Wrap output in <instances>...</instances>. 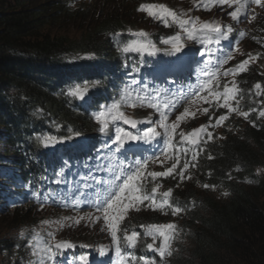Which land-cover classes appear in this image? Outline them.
<instances>
[{
	"label": "trees",
	"instance_id": "1",
	"mask_svg": "<svg viewBox=\"0 0 264 264\" xmlns=\"http://www.w3.org/2000/svg\"><path fill=\"white\" fill-rule=\"evenodd\" d=\"M122 7L115 0L101 10L82 9L75 0H0V264L20 262L24 239L11 234L37 221L40 201L55 206L51 197L56 200L65 184L54 181L71 172L57 175L64 161L93 158L77 141L93 133L97 106L67 90L87 82L98 90L93 98L112 99L128 77L124 64L143 59L121 53L126 40L116 46L115 35L137 21ZM257 82L264 86V73ZM256 96L249 124L198 154L197 184L172 189L170 200L183 209L176 251L159 258L137 246L136 257L155 264H264V118L257 116L264 94ZM43 136L60 142L45 147L38 142Z\"/></svg>",
	"mask_w": 264,
	"mask_h": 264
},
{
	"label": "rangeland",
	"instance_id": "2",
	"mask_svg": "<svg viewBox=\"0 0 264 264\" xmlns=\"http://www.w3.org/2000/svg\"><path fill=\"white\" fill-rule=\"evenodd\" d=\"M111 0H90L89 4L91 8L101 10L106 9L110 5ZM120 2L124 7L122 11L128 13L129 10L132 13H135V16H131L132 19L137 18V21L131 22V29L129 33L139 32L143 30L147 33V40H150L152 43L154 40L158 42L155 44L156 49H159L160 46L166 48L165 51L169 52L173 50L172 43H162V40L175 37L179 35V43L183 45V48L179 53L174 52L176 55L181 56L183 54H190L197 50V44L193 43L199 42V38L203 35H197V39H189L184 33V30L179 26V24L172 21V17L169 16L168 24L161 22L159 19H155L148 14L147 11H140L139 7L141 4L145 5H167V8L176 14L179 19H196L199 18V22H215L220 24L225 30L230 26L233 31L229 35V39L221 40L220 44L223 46L220 52L225 54H230L233 56V59L228 61L226 64L219 65L217 63V58L220 57L216 55L212 61L215 66L213 69V74L211 76V85L210 88L213 92L223 91L224 85L227 84L229 87H232L233 84L236 86L237 94L235 99H230V102L234 107H239L242 111H247L246 108L254 107L256 101V88L254 87V81L264 72V7L261 5H252L251 7H245L242 11H246V15H242L240 20L233 21L232 18L227 15L228 11L234 9L235 6L230 7L229 5H217L214 3H209L207 8L196 5L199 4L200 0H175L179 4H175L172 0H115ZM264 3V0H262ZM187 4H193L194 7L190 12L185 13L179 7H183ZM191 27V25H189ZM243 33V35H240ZM215 35V34H213ZM133 37V36H132ZM135 39H140L139 37H133ZM216 40V39H215ZM148 54V53H147ZM150 55V54H149ZM249 64L246 71H239L237 69L236 73H231L225 75V71L230 68H235L244 59H249ZM206 78L202 79L200 86L204 83ZM247 79V80H246ZM201 96L206 97L211 104L206 103L204 100L199 99V97H194L190 101L186 102L181 108L174 109L172 112H167V123L171 125L172 122L176 121L177 115L184 111L185 108L188 109L189 116L184 117L179 122V127L176 130V135L173 137V148L168 149L169 157H179V163L177 164L178 168L183 167L184 163L181 161L187 153V162L191 165L194 163L191 160L192 155L199 154L205 147L213 141H218L224 139L228 136L229 133L234 132L237 128L245 126L248 120L244 119L242 116L237 115L235 112L228 113L226 109L218 107L216 100L209 95L208 90H204L200 93ZM135 104V107L131 106ZM220 103H223L222 99ZM150 101L148 99L141 101L131 98L127 104L121 106V111L126 117L133 118L138 122L136 128L129 129L122 120L112 121L109 124V127L114 131L112 137L114 139L116 127H122L125 130L131 131L134 134H143L149 127L154 128L160 135L156 136L153 140L149 142L145 141H134V145L131 147L133 151H141L139 149V144H146L152 146L154 150L152 156H158L159 161H149L147 172L151 171H164L166 167H171L173 163H177L176 159H165L164 156L160 155L163 148L167 146V134L164 131V128L160 126L162 123L160 120V113L154 107H150ZM207 108L208 112L205 113L204 109ZM102 110H106L102 109ZM100 110V111H102ZM162 110V109H161ZM98 111L97 113H99ZM163 111V110H162ZM96 113V114H97ZM228 115V119L224 121L221 125L216 127H207L204 133L200 134V143L199 148L192 147V144L187 140L181 142L179 137V132L184 131L185 134L190 133L194 128L200 127L201 125H209V116H212L214 119L211 121L212 124L215 123V118L220 115ZM96 116V115H95ZM96 124L100 128V124L96 120ZM122 125H120V123ZM171 130V129H169ZM98 131L96 130L95 133ZM207 132L212 133V139L209 140L207 137ZM205 141H207L205 143ZM87 142L86 138H81L77 141L79 145ZM195 146V145H194ZM96 149H99L96 143L92 144V148L89 151V154L95 152ZM105 153V152H104ZM106 154V153H105ZM94 155V154H93ZM98 153H95V157ZM198 156V155H197ZM94 157V158H95ZM96 161L93 159L92 164H95ZM186 178L180 180V177L174 172L171 176L168 177H157L153 181L151 177H148L147 183L145 184L146 191L150 192L151 187L155 184L159 185V188L156 193L157 200L162 199V193L168 189H173L175 187L183 188L189 187V185H196L197 179L194 177V167H189L186 170ZM105 178H107L105 176ZM12 202V201H10ZM139 210L135 208H129L125 214L124 219L121 221L120 227L122 229L136 230L138 232V247L140 249H146L148 252L155 253L159 258L170 257L176 251V244L178 236V225L181 218V214L172 215L171 209H165L161 211L159 209L153 210L146 206L145 204L137 206ZM23 209V208H22ZM19 212L24 213L20 210ZM34 217L36 222L27 226L26 229L21 230V232H16V228L12 229L13 232L11 237L13 240L24 239V244L22 243L20 251V264L23 261V264H30L31 261H38L40 259V253L37 255H31V251L28 247L29 241L33 242L34 249H42L47 244L55 245L60 241H68L73 245L69 248H64L52 259L48 260L47 264H118L115 246L111 240V233L108 231L107 224L104 222L101 214L96 211L83 210V211H74V212H65L58 211L56 209H50L49 207H38L34 212ZM100 215L101 218L96 220L95 217ZM5 218L9 219L8 215H3ZM79 222L77 223V221ZM45 221L47 223H45ZM173 223L176 225L175 233L176 235L172 239L169 247L166 249V254L161 257L159 252L156 249L159 247V237L155 241L152 240L150 236L145 235L146 229L141 227V225L149 224H168ZM49 233H52V236H49ZM118 236L123 237V232L118 230ZM152 243L153 248H147V244ZM103 249V254L101 252ZM122 250L123 247H122ZM130 251V250H129ZM133 253V251H131ZM171 253L169 255L168 253ZM74 256L73 258L67 257L68 254ZM85 256L86 261H80L79 257ZM147 256V255H146ZM150 260V259H148ZM152 261V260H150ZM132 264H144L143 261H133ZM152 264H155L152 261Z\"/></svg>",
	"mask_w": 264,
	"mask_h": 264
},
{
	"label": "snow or ice",
	"instance_id": "3",
	"mask_svg": "<svg viewBox=\"0 0 264 264\" xmlns=\"http://www.w3.org/2000/svg\"><path fill=\"white\" fill-rule=\"evenodd\" d=\"M255 3L257 5H261L264 7V3L262 0H200L197 7L207 8L209 3H214L217 5H229L230 7L235 6L233 10L228 11L227 15H229L233 21H239L242 15H246V11H242L245 8L246 3ZM140 11H147L150 16L155 19H159L161 22L165 23L166 26L168 24L169 16L172 17V21L174 23L179 24V26L184 30V33L187 35L189 39H197V35H203L205 40L211 42V38L209 34H215L216 42L219 43L221 40L229 39L230 33H232L233 29L229 26L226 30L218 23L215 22H199V18L196 19H179L174 12L167 8L165 5H145L141 4L139 7ZM191 25V27H189ZM133 37H139L140 39H132L131 41L120 46V51L123 53H138L143 55L144 53L152 54L154 51H157L156 46L150 40H147V33L143 30L139 32L130 33ZM240 35H243L241 33ZM179 35L175 37H170L162 40V43H172L173 51L179 53L183 48V45L180 44ZM204 41H201V46L203 47ZM211 55V53H208ZM204 53H201L203 56ZM233 56L230 54H225L224 52L220 53V57L217 58V63L219 65L226 64L228 61L232 60ZM249 59L242 60L239 64L236 65L235 68H230L225 71V75L236 73L237 69L243 72L247 70V66L249 64ZM133 71H136V68L133 67ZM203 76L206 78L204 83L199 87V90L192 89L188 93H182L181 98L184 96H193L199 97V99L204 100L206 103L211 104L206 97L201 96L200 92L204 90H208L209 95H211L215 100L218 107L226 109L228 113L235 112L237 115L242 116L244 119L248 120L250 118V113L256 112L257 109L249 108L247 111L240 110L239 107H234L230 102V99H235L237 94L236 86L233 84L232 87H229L227 84L224 85L223 91H215L213 92L210 88L212 83L211 76L213 74L208 72H203ZM99 83V82H96ZM91 86H95L91 85ZM254 87L256 89H262V86L259 82H257ZM90 85L86 82L83 85L77 84L73 87H70L67 90V95L74 98H85V94L89 91ZM264 93L258 91L257 95H262ZM156 95L159 96L160 92L156 91ZM132 98V91L128 88L122 90L120 95V99L113 103L110 106H105L106 110H102L96 114L95 119L100 124L99 131L101 133H106L109 124L112 121L122 120L124 124H131L132 128H136L137 121L130 120L128 117L124 115V113L120 110L123 104H127L129 100ZM136 100L144 101L147 99L145 96H141L139 93L136 94ZM223 103H220V101ZM131 106L135 107L133 103ZM150 107L156 108V110L160 113V126L164 128L165 133L167 134V146L163 148L160 155L164 156L165 159H176L177 163H173L171 167H166L164 171H151L147 172L146 169L148 167L149 161L157 162L159 161L158 156H150L147 158H137L131 160L129 163H125L124 159H120L121 149H123L124 145L127 141H145L149 142L153 140L156 136L160 135L154 128L149 127L143 134H134L131 131L125 130L122 127H116L114 139L112 136L108 137V141L102 146L101 149H96L98 155L94 158L96 163L90 164L85 163L84 173L78 174V179L73 183V187L75 188L74 196H78L83 199L86 206L93 207L97 213L101 214L104 222L107 224L108 231L111 233V240L113 245L115 246L116 256L118 264H132L133 261L137 259L139 261H143L144 264H152V261L146 259L144 256H139L138 258L133 255V253L129 250L135 249L138 246V232L136 230H131L129 234V230L122 229L120 227L121 221L124 219L127 210L131 208H135L137 211L139 208L138 205L145 204L146 206L156 210L159 209L164 211L166 208L171 209L172 215H176L181 213L183 209L179 206V204H174L171 200L172 190L168 189L163 192L162 199L157 200L156 193L159 188L158 184H155L151 187V191L148 192L145 189V184L147 183L148 177H151L153 181L157 177H168L171 176L174 172L180 177V180H184L186 178L190 179V177L186 176V169L191 167H195V163L191 165L187 162V153L185 152V163L183 167L178 168L177 164L179 163V157H169L168 149L173 148V137L176 135V130L179 127V122L182 118L189 116L188 109L185 108L183 112H181L176 117V121L172 122L169 125L167 121V111L170 108H173L175 105H166L165 110H161L158 104H149ZM205 113L208 112V109H204ZM260 117L264 118V110L259 111ZM209 125H201L200 127L193 129L190 133L185 134L184 131L179 132V137L181 142H185L186 140L192 145L198 146L200 143L198 134L204 133L206 128L216 127L221 125L224 121L228 119V115H220L215 118V123L212 124L211 121L214 119L212 116H209ZM171 129V130H169ZM73 135H80L78 132H73ZM207 137L209 140L212 139V133L207 132ZM72 136L64 137L63 139H71ZM38 142L48 147L50 145H54L57 142L56 137L53 136H43L38 138ZM109 142L111 146H109ZM207 141H205L206 143ZM104 149H107L106 155L104 153ZM197 154L192 155L191 160L195 162L197 160ZM211 159L212 157L209 156ZM93 159V158H89ZM115 162V163H113ZM163 163V161H159ZM70 166L67 161H64L63 166L58 171L57 175L59 177H64L66 170ZM99 173L100 175H97ZM105 176L107 178H105ZM231 178V177H229ZM91 181V182H89ZM54 183L60 184H69L72 183L67 179H57ZM204 188L215 187L214 185L204 184ZM39 197V193L36 194ZM227 195V193H224ZM54 203L57 201L54 197H51ZM41 202V207H43V201ZM76 205L74 204V207ZM101 218L100 215L95 217L96 220ZM79 220L77 221V223ZM45 223H47L45 221ZM141 227L145 228V235L150 236L153 241L159 237V247L156 251L159 252L160 256L163 257L166 254V249L169 247L172 239L176 235L175 229L176 225L173 223L168 224H149V225H141ZM118 230L123 232L122 240L118 236ZM23 236V232L20 234ZM49 236H52V233H49ZM70 242L68 241H60L55 245L47 244L45 242V246L42 249H34L33 242L29 241L28 247L31 251V255L35 256L37 253H40V259L38 261H31L30 264H47L48 260H52L58 252L62 250V248L72 247ZM122 247L124 250H122ZM147 248L152 249L153 244L148 243ZM103 254V249H101ZM171 255V253H168ZM85 256H80V261H86Z\"/></svg>",
	"mask_w": 264,
	"mask_h": 264
},
{
	"label": "water",
	"instance_id": "4",
	"mask_svg": "<svg viewBox=\"0 0 264 264\" xmlns=\"http://www.w3.org/2000/svg\"><path fill=\"white\" fill-rule=\"evenodd\" d=\"M198 136H199V134H198ZM63 249V248H62Z\"/></svg>",
	"mask_w": 264,
	"mask_h": 264
}]
</instances>
